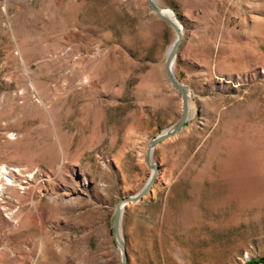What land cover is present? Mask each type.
Returning <instances> with one entry per match:
<instances>
[{
    "label": "rangeland",
    "instance_id": "obj_1",
    "mask_svg": "<svg viewBox=\"0 0 264 264\" xmlns=\"http://www.w3.org/2000/svg\"><path fill=\"white\" fill-rule=\"evenodd\" d=\"M186 125L123 206L126 264H264V0H154ZM148 0H0V264H121L116 203L182 110Z\"/></svg>",
    "mask_w": 264,
    "mask_h": 264
},
{
    "label": "water",
    "instance_id": "obj_2",
    "mask_svg": "<svg viewBox=\"0 0 264 264\" xmlns=\"http://www.w3.org/2000/svg\"><path fill=\"white\" fill-rule=\"evenodd\" d=\"M148 2L151 5V7L157 13H159V11H158V6L159 5L154 0H148ZM166 19L174 27V29L176 31V37L173 40L172 47H171L169 53H167L165 67H166V71H167V74L169 76L170 81L175 86V88L180 90L181 98H182V110H181V113H180L178 119L173 124H171L170 126L165 128L164 130H162L160 133L154 135L150 139L149 144H148V148L146 150L145 158H146L147 163L151 167V172H150V174L148 176V179L144 183V185L138 191H136L135 193L127 195V196H124L123 198H121L115 205V210H114L113 219H112L111 231H112L113 237L115 239V242L117 243V245L119 246V248L121 250V259H122V263L121 264H126V253H125V248H124V243H123V240H122V236H121V233H120V221H121L123 206L125 205V203L127 201H136V200L140 199L143 196V194L146 193V191L149 189L150 185L152 184V182L154 180L153 172L156 171V168H157L156 167V163L151 161V154H152V150H153L154 146L160 140H162L163 138L167 137L168 135H170V134H172L174 132H177L183 126H185L187 118H188V114H189L188 113L189 112V110H188V104H189V95H188V93H189V90H188L187 86L184 83L180 82L174 76L173 70H171V68H170V64H172V62H173L176 50H177L178 46L180 45L183 32H182V28L180 29L176 23L172 22L167 17H166Z\"/></svg>",
    "mask_w": 264,
    "mask_h": 264
},
{
    "label": "bare ground",
    "instance_id": "obj_3",
    "mask_svg": "<svg viewBox=\"0 0 264 264\" xmlns=\"http://www.w3.org/2000/svg\"><path fill=\"white\" fill-rule=\"evenodd\" d=\"M158 11L163 17H165V18L167 17L172 22L179 25V22H178L176 16L174 15V13L171 10H169L168 8L167 9H164V8L160 9L158 7ZM172 67H173V62H172V64H170L171 70H172ZM12 170H15L16 172L21 171L19 168L11 169L7 165H1L0 166V193H4L5 190L7 189V187L9 185L13 184V177L11 176ZM154 176H155V171L153 172V178H154Z\"/></svg>",
    "mask_w": 264,
    "mask_h": 264
}]
</instances>
